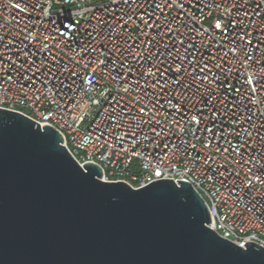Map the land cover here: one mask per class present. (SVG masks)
<instances>
[{
  "label": "built area",
  "instance_id": "obj_1",
  "mask_svg": "<svg viewBox=\"0 0 264 264\" xmlns=\"http://www.w3.org/2000/svg\"><path fill=\"white\" fill-rule=\"evenodd\" d=\"M0 54V108L57 129L103 181L190 183L212 230L264 248V0H0Z\"/></svg>",
  "mask_w": 264,
  "mask_h": 264
},
{
  "label": "water",
  "instance_id": "obj_2",
  "mask_svg": "<svg viewBox=\"0 0 264 264\" xmlns=\"http://www.w3.org/2000/svg\"><path fill=\"white\" fill-rule=\"evenodd\" d=\"M75 162L57 129L0 108V264H264L262 246L246 242L241 258L208 226L190 183L99 185V165L86 178Z\"/></svg>",
  "mask_w": 264,
  "mask_h": 264
},
{
  "label": "snow or ice",
  "instance_id": "obj_3",
  "mask_svg": "<svg viewBox=\"0 0 264 264\" xmlns=\"http://www.w3.org/2000/svg\"><path fill=\"white\" fill-rule=\"evenodd\" d=\"M17 7H19V5H17ZM157 7H159V6H157ZM129 19H131V17H129ZM145 26H149L147 22H145ZM215 27L219 29V28H221L222 26H221L220 23H217ZM169 31H171V30H169ZM148 43H152V41L149 40ZM125 51L127 52L128 50L125 49ZM157 51H159V50H157ZM136 55H139V53H137ZM160 55H163V53L161 52ZM169 56H171V53H169ZM150 58H151V54H150L149 59H150ZM3 63H4L3 54H0V65H2ZM173 63H176V64H177V69H178V71H179L181 74H183V73H184V68H183L182 62H179V61H173ZM189 63L191 64V61H189ZM205 68H207V64H205L204 67L200 68V69H199V72H200V73H204ZM2 70H3V69L0 68V71H2ZM37 71H39V68H37ZM50 71H51V69H50ZM129 71H131V70L129 69ZM72 75H75V73H73ZM141 75H142V76H151V77H153L154 79H155L156 77H159L160 79H164L163 72H162L159 68H155V66H152V67L148 68L147 72L141 73ZM11 78H12L11 76L8 77L9 80H10ZM160 79H156L155 82H156V84L160 87V89L163 90V85L160 84ZM204 79H205V80L207 79V75H204ZM166 82H167V81H166ZM136 83H138V81H136ZM175 83L178 84L179 81L177 80V81H175ZM185 87H187V85H185ZM262 87H264V85H262ZM125 91H127V90H125ZM137 103H139V101H137ZM173 107H176V106H173ZM193 107H195V106H193ZM144 110H145V109H144V107L142 106V107L140 108V112H144ZM125 111H129V110L126 109ZM196 111L199 112L200 110H199V109H196ZM153 116H155V113H154V112H153ZM111 118L116 119L117 124L120 123V118H119V117H111ZM130 119H133V120L137 119V115H133L132 117H130ZM191 119H192V121H195L197 124H199V123H200V120L202 119V116L193 115V116L191 117ZM248 119L250 120L251 117H249ZM144 122H145V121L143 120V118H140V124H143ZM149 122H153V121H151V118H149ZM179 122H180V123H183V120H181V121H179ZM154 123H156V125L159 126V121H154ZM138 127H139V125H138ZM161 131H163V129H162ZM32 133H33L34 135H36L37 137H41V136H43V135H46L45 133L40 132L39 129H37V130H35V131H32ZM153 133H154V135H159V133H156V132H155V129H153ZM247 135H248L249 137H251V136H252V133H251V132H248ZM133 136H135V133H133ZM260 143H261L262 145H264V139H261V140H260ZM206 148H207V150L210 151V150H211V145L206 146ZM224 151H227V149H225ZM242 158H243V157H241V159H242ZM209 160H212V157H211V156H208V157L205 158V161H204L205 164H208ZM226 162H227V161H225V163H226ZM75 164L78 165L76 162H75ZM78 171H79V173H80L82 176H84V177H86V178L89 177V176H91V172H90V171L88 172V176H85V169H84V166H83V165H78ZM155 175H156V176H160L161 173L157 171V172H155ZM95 182H96L97 184H99V185H109V184H112L110 181H107V180H105V181H103V183H101V181H100L99 179H97ZM175 194H176L177 196H180V198H181V197L184 195L183 189L175 188ZM202 227H203V225H202ZM203 228H204V227H203ZM233 250H234V251H235V252H236L241 258H246L247 255H248L246 252L243 251V246H241L240 248L233 249Z\"/></svg>",
  "mask_w": 264,
  "mask_h": 264
}]
</instances>
